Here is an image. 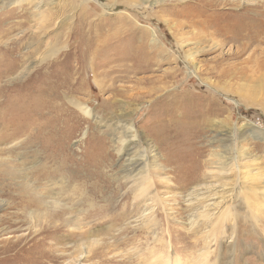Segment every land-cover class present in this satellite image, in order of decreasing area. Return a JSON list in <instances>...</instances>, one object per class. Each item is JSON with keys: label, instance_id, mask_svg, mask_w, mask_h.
<instances>
[{"label": "rangeland", "instance_id": "374dc122", "mask_svg": "<svg viewBox=\"0 0 264 264\" xmlns=\"http://www.w3.org/2000/svg\"><path fill=\"white\" fill-rule=\"evenodd\" d=\"M0 52L7 131L35 141L0 155L27 174L0 187V264H264V0H0ZM23 183L69 223L30 220Z\"/></svg>", "mask_w": 264, "mask_h": 264}, {"label": "bare ground", "instance_id": "6f19581e", "mask_svg": "<svg viewBox=\"0 0 264 264\" xmlns=\"http://www.w3.org/2000/svg\"><path fill=\"white\" fill-rule=\"evenodd\" d=\"M150 1H152V2H154V4L156 5V3H158L160 0H150ZM19 2V1H18ZM50 3V2H49ZM54 4V3H53ZM220 4V3H219ZM48 6L47 7H49L48 8V10H47V14L45 13V16L46 17H48V18H50V17H52V12H51V8H54V7H52V4L50 3V4H47ZM16 11V10H15ZM56 11V10H55ZM42 14V13H41ZM43 15V14H42ZM17 16V15H16ZM55 18V17H54ZM27 20V19H26ZM49 21V20H48ZM50 21H52V20H50ZM44 22V21H43ZM26 23V22H25ZM42 24V23H41ZM208 24V23H207ZM46 26V25H45ZM7 30V29H6ZM207 30V29H206ZM117 32V31H116ZM37 35V34H36ZM117 35V34H116ZM57 36V35H56ZM105 37H107V36H105ZM209 37V36H208ZM35 38V37H34ZM39 38V37H38ZM255 38V37H254ZM204 39V38H203ZM258 39V38H257ZM35 40H36V38H35ZM41 40V39H40ZM211 40V39H210ZM17 41V40H16ZM20 41V40H19ZM23 41V40H22ZM13 42H14V40H13ZM35 42V41H34ZM46 42V41H45ZM40 43V44H38V45H36L35 47L34 46H30L31 48H28L27 50H28V52L26 53L27 54V65H26V67L21 71V72H29V71H31L32 72V70L35 68V67H37V65L39 66L40 64H42V63H44V62H46V61H48V59H49V57L51 56H54L55 55V53H57V51H58V48H57V46L59 45V39H58V37H56L55 38V42H57L58 43V45H56L55 44V46H52V47H50L51 49H50V51L49 52H47L46 54H42V52H41V55L39 54V52H40V49H41V47H43V46H50L51 45V43ZM30 43V42H29ZM19 45V44H18ZM6 46V45H5ZM12 46H14V44L12 45ZM15 47H17V46H15ZM3 48V47H2ZM25 48V47H24ZM7 49V48H6ZM23 49V48H22ZM13 50H15V49H13ZM19 50V49H18ZM48 50V49H47ZM2 51V50H1ZM5 52V51H4ZM8 52V51H7ZM13 52V51H12ZM1 53V52H0ZM16 53V52H15ZM13 54V53H12ZM52 54V55H51ZM5 55V54H4ZM7 55V54H6ZM5 57V56H4ZM11 57V56H10ZM22 57H25V56H22ZM1 58H2V56H1ZM13 59V58H12ZM18 60V59H17ZM22 60V59H21ZM3 62H5V61H2V63ZM12 62V61H11ZM20 62V61H19ZM16 63V62H15ZM25 63V62H24ZM5 64H7V63H5ZM5 64H3V65H5ZM12 64V66L10 65V68L8 69V72L10 73V72H12V73H16V74H18L19 72V70L21 69V67L23 66V61H21V65L19 66V67H17L18 68V70H17V68L16 69H14L13 68V64L14 63H11ZM18 66V65H17ZM15 67V66H14ZM38 68V67H37ZM49 70V69H48ZM7 71V70H6ZM8 73V74H9ZM45 75V74H44ZM47 75V74H46ZM15 76V75H14ZM16 77V76H15ZM14 77V78H15ZM11 78V77H10ZM13 78V77H12ZM1 79V78H0ZM35 79V78H34ZM10 80V79H9ZM48 82V81H47ZM50 83V82H49ZM1 84V83H0ZM55 84V83H54ZM48 85V84H47ZM49 88H47V90H48ZM5 90V89H4ZM50 90V89H49ZM53 90V89H52ZM47 92V91H46ZM50 92H52V91H50ZM46 94V93H45ZM51 94V93H50ZM49 95V94H48ZM45 96V95H44ZM42 97H40V99H41ZM62 98V97H61ZM9 99V98H8ZM46 99V98H45ZM38 100H39V98H38ZM44 100V99H43ZM55 100H57V99H55ZM54 100V102H56ZM63 100V99H62ZM47 101V100H46ZM39 102V101H38ZM45 102V101H44ZM59 103V102H58ZM70 103L72 104V105H74L75 103L74 102H72V101H70ZM43 104V103H42ZM47 104H48V102H47ZM64 104V103H63ZM62 105V104H61ZM48 106H50V105H48ZM53 106V105H52ZM60 106V105H59ZM63 107V106H62ZM69 107V106H68ZM76 107H77V109H79L80 111H81V113L83 114V115H85L86 117H88V116H90V115H92V112H91V110L88 108V107H80L78 104L76 105ZM53 108V107H52ZM67 108V107H66ZM59 109H60V107H59ZM71 109V108H70ZM1 110V109H0ZM48 111V110H47ZM55 111V110H54ZM53 112V111H52ZM57 112V111H56ZM17 113V112H16ZM47 113V112H46ZM49 113V112H48ZM55 113V112H54ZM59 113H60V111H59ZM18 114V113H17ZM52 114V113H51ZM39 116V115H38ZM128 116V115H127ZM8 116H7V114H6V112H2V111H0V143H1V141H3V140H9V141H18L19 139H21L20 141H19V143H17V146H11L10 147V149H4V150H0V155L1 154H10V155H13V154H16L17 153V151H19V149H22L23 147H28V145L29 146H31L32 144H34V142H31V140H32V138H34V136L33 135H31V132H30V130H29V127L27 126V125H21V126H19L20 128V131H19V133L17 134H11V132H10V130H8L7 131V129H9L8 127H9V125H10V122L9 121H7L6 120V118H7ZM125 117H126V115H125ZM95 119H96V117H95ZM47 125V124H46ZM31 126V125H30ZM53 127V126H52ZM16 130H18V128H15ZM122 129H124V128H122ZM125 129L126 130H128V133L126 134V136H128L127 137V139H125V140H117V142L116 141H114L115 142V144H117L118 142L121 144V146H122V149H121V151L119 152V153H121V152H124V149L123 148H125V146H126V148L128 147V145H133V144H135V142H136V138H137V135L134 133L135 131H134V128H133V126L132 125H129V126H125ZM12 131V130H11ZM15 131V130H14ZM54 133V132H53ZM34 134V133H33ZM6 136V137H5ZM36 137H40L38 134H36L35 135ZM53 136V135H52ZM125 143V144H124ZM128 143V144H127ZM1 145V144H0ZM3 145H4V143H3ZM83 145V144H82ZM131 147V146H130ZM5 148H8V147H5ZM3 149V148H2ZM24 149V148H23ZM131 149V148H130ZM127 152V154H129V152L128 151H126ZM126 152L125 153H122V154H124V156H127L126 155ZM20 153V152H19ZM132 153V152H131ZM33 154H34V152H33ZM37 154V153H36ZM35 155V154H34ZM6 156V155H5ZM11 158V157H10ZM26 157H23L22 156V159H25ZM32 158V157H31ZM35 158V157H34ZM50 158V157H49ZM48 158V159H49ZM129 158V157H128ZM52 159H53V157H52ZM51 159V160H52ZM47 160V159H46ZM56 160V159H55ZM54 160V161H55ZM57 161V160H56ZM132 161H134V160H130V162H132ZM137 161H139L141 164H143V163H145V162H148L149 160L147 159V158H144V155H141V157L139 158V160H137ZM21 162H23L24 163V161H21ZM45 162V161H44ZM43 162V163H44ZM47 162V161H46ZM52 162V161H51ZM11 162H9V161H6V160H4V159H1V156H0V187L2 188V189H9V186H11V184H13V182L12 181H16L15 179H17V176H18V174H19V176H22V175H26L25 177H27V174L24 172L23 174H22V172H17V171H15L14 169V167H16L15 165H12V164H10ZM42 163V164H43ZM54 163V162H53ZM136 161H135V163H133V164H130L123 172L125 173V175H124V177H126V178H128V177H130L129 175L133 172V170L135 169V167H136ZM22 164V163H21ZM51 164V163H50ZM33 165H35V164H33ZM46 165V164H45ZM53 165V164H52ZM57 165V164H56ZM61 165V164H60ZM140 165V164H139ZM18 166V165H17ZM24 166V165H23ZM41 166V165H40ZM47 167V166H46ZM51 167V166H50ZM22 168V167H21ZM43 168V167H42ZM42 168H35L34 170L35 171H37L38 169L40 170V169H42ZM55 168V167H54ZM19 169V168H18ZM17 169V170H18ZM33 169H28V171L27 172H33V174H35V171H34ZM47 170V169H46ZM66 170V169H65ZM19 171V170H18ZM48 171V170H47ZM41 172V171H40ZM46 172V171H45ZM38 173V172H37ZM53 173H54V171H53ZM62 173H64V172H62ZM59 174V173H58ZM28 175H30V174H28ZM41 175H42V173H41ZM49 175H51V174H49ZM34 176V175H33ZM40 176V175H39ZM37 177V176H36ZM142 178H144V177H142ZM32 179V178H31ZM51 179V178H50ZM136 181V180H135ZM134 181V183L135 184H137V182H135ZM148 181V180H147ZM27 182V181H26ZM18 183V182H17ZM20 183V182H19ZM28 183V182H27ZM15 185V184H14ZM35 185V184H34ZM16 186H18V185H16ZM19 187V192L22 194L21 196H23V201L25 202V206L27 207H35L36 208V210H33L32 212H31V219L30 220H32L34 223H38L39 225H44V224H58V223H62V224H67V223H69L68 221H64V222H62L61 220H60V222H59V220L58 219H60V218H58V217H60V213H58V211H59V207H61V202L59 201V200H50V202L49 201H45V197H43L42 196V193L44 192H37V190L36 189H34L33 187H31V186H29V184L28 185H26V184H22V187L20 188V185L18 186ZM41 188V187H40ZM12 189V188H11ZM46 189H48L47 187H46ZM51 189V188H50ZM50 189L48 190V191H50ZM1 190V189H0ZM15 190V189H14ZM40 190V189H39ZM2 191V190H1ZM52 191V190H51ZM7 192V191H6ZM46 192V191H45ZM19 193V194H20ZM80 193V192H79ZM45 194V193H44ZM47 194V193H46ZM49 194V193H48ZM92 196V195H91ZM78 197V196H77ZM19 198V197H18ZM17 198V199H18ZM21 198V197H20ZM53 199V198H52ZM89 199V198H88ZM70 200V199H69ZM136 200H138L137 198H136ZM138 201H142V202H144L143 200H138ZM21 202V201H20ZM63 202V201H62ZM80 202V201H79ZM141 202H139V204H140ZM20 206V205H19ZM14 207V206H13ZM18 207V206H17ZM24 207V206H23ZM26 207H25V210H27L26 209ZM15 208V207H14ZM21 208V207H20ZM16 209V208H15ZM58 209V210H57ZM61 209V208H60ZM21 210V209H20ZM24 209H23V211H25ZM30 210V209H29ZM62 210H64V209H62ZM61 210V212H63ZM65 214V213H64ZM93 215V214H92ZM95 215V214H94ZM88 217V216H87ZM76 223V222H75ZM79 225V224H78ZM35 226V225H34ZM51 228V227H50ZM214 228V227H213ZM40 230V229H39ZM44 230V229H43ZM93 232H88V233H83V235H82V233H81V236H82V238L84 239H88V237L89 236H92L93 234H92Z\"/></svg>", "mask_w": 264, "mask_h": 264}]
</instances>
